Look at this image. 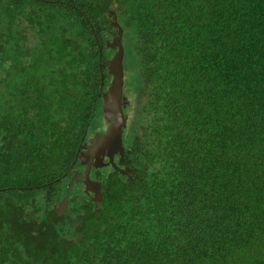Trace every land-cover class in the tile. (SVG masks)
<instances>
[{
  "label": "trees",
  "instance_id": "obj_1",
  "mask_svg": "<svg viewBox=\"0 0 264 264\" xmlns=\"http://www.w3.org/2000/svg\"><path fill=\"white\" fill-rule=\"evenodd\" d=\"M114 22L138 176L58 216ZM0 264H264V0H0Z\"/></svg>",
  "mask_w": 264,
  "mask_h": 264
},
{
  "label": "water",
  "instance_id": "obj_2",
  "mask_svg": "<svg viewBox=\"0 0 264 264\" xmlns=\"http://www.w3.org/2000/svg\"><path fill=\"white\" fill-rule=\"evenodd\" d=\"M111 26L115 29V35L111 40L105 39L104 42L105 47L107 50H109L108 53L110 52L106 62L107 76L110 77V80L101 94L102 113L107 126L104 132H96L92 134V136L88 139V144L83 146L85 151L81 152L79 158L82 160L83 157H88L92 151L97 150L98 152L95 155L96 159H98V155H101L102 158L107 159V163L101 165H110L112 167L114 165L112 158L115 155L119 157V160H121V158L124 156L123 130L126 129V116L124 115L123 110L125 108V102H123L124 97L122 83L123 69L122 66L119 65L124 52L121 44L123 30L116 22L111 23ZM112 49H115V51H111ZM102 78L103 76H101V80ZM119 172L122 174L125 173L126 170ZM83 181L86 183L85 179H83ZM67 195L68 193L64 196V198L61 199L60 202L52 205V210L57 215L64 211L68 213V202L66 200ZM78 224V222H75L76 226Z\"/></svg>",
  "mask_w": 264,
  "mask_h": 264
},
{
  "label": "flooded vegetation",
  "instance_id": "obj_3",
  "mask_svg": "<svg viewBox=\"0 0 264 264\" xmlns=\"http://www.w3.org/2000/svg\"><path fill=\"white\" fill-rule=\"evenodd\" d=\"M125 98H126V96H125ZM125 108H126V110L129 108V103H127L125 105ZM125 116H126L125 117L126 120H128V127H129L128 114L125 113ZM97 120H98V123H99V129L97 131H94V132L102 133V132H104L106 130L107 124L103 120L101 113L97 115ZM94 132H92L90 134L84 133V135H86V138L85 137L80 138V141L76 145V148H75L76 150H75V153H74V156H75L74 160L76 159V156L83 151V146L85 144H88V139L90 138V136ZM129 133L131 134L130 131H129ZM125 137L128 139L129 136L127 134H123L124 156L121 158V160H119V157L117 155H115L112 158V162L114 164L112 166L113 170L112 169L110 170V167H107V169L106 168H104V169L103 168H99L98 170H96V171L95 170H92V172H91L90 177L93 178L95 181H98L99 182L100 195H103L101 202H99L98 204L93 203V202H90L89 201V198H91L93 196V194L90 193V194H88V196H84L83 193H82L83 188H82V186L79 185L80 182L79 183H76L78 180L77 179H73L72 182L74 183V185H75L74 187L76 189V193L74 194V199H79L78 200V203L77 204H74V205H70V203H68V207H67L68 213H66L64 211V213L62 212L61 215H59V216H62L63 214H66L67 216H69L70 218H72V216L75 214V209L78 210V208L76 206L79 207V205H81V207H84V206H92V211H93V209H96L97 207L105 208L106 207V204H110V202H105V200H106L105 197H108L110 199L111 192L113 190H116V188H115L116 181L118 179L120 180V178L122 176H124V174L129 170V168H131V173H130L131 179H133V178H135V177L138 176V173H137V170L138 169L135 166V163L134 162H131V157H130V155L132 153V148H131L132 143H131V141L125 139ZM86 139H87V141H86ZM132 158H134V155L133 154H132ZM74 160H72L70 164H72L74 162ZM103 161H106L107 162V160L105 158H104ZM68 167H69V165L67 166V170H68ZM79 169H80V167L72 166L71 165L70 170H68L67 172H65L64 174H62L59 178L53 180L51 183H49V185L52 186L51 188L55 192H59V193L62 192V193L65 194L66 187L63 185V179L62 178H65V176L68 173L71 174V173H73V171L79 170ZM105 169H106V171H105ZM123 170H126V172L121 174L119 171L123 172ZM116 172H118V176H116L113 180L110 181L112 184H114V186L108 185V183H106L105 180L102 179V177L104 176V173H109L110 175L114 176ZM71 179H72V177L70 176L69 181ZM53 182H54V185H52ZM78 188L80 189L79 191H78ZM58 202H56V203H58ZM69 207L72 208V209H74V208L75 209L69 212Z\"/></svg>",
  "mask_w": 264,
  "mask_h": 264
},
{
  "label": "clouds",
  "instance_id": "obj_4",
  "mask_svg": "<svg viewBox=\"0 0 264 264\" xmlns=\"http://www.w3.org/2000/svg\"><path fill=\"white\" fill-rule=\"evenodd\" d=\"M106 39V38H105ZM105 39H104V42H105ZM107 40H110V39H107ZM104 46H105V44H104ZM106 48V47H105ZM106 50H107V48H106ZM100 51V50H99ZM109 50H107V52H108ZM111 51H115V49H112ZM99 59V61H100V53H99V57H98ZM107 60H108V57H107ZM107 62V61H106ZM101 67V64L99 63V68ZM101 76H103V74H101ZM107 76V75H106ZM104 77V76H103ZM103 79V78H102ZM101 87H102V83L100 84V89H101ZM106 88V87H105ZM104 91V90H103ZM123 97H124V99H123V102H125L124 103V105H126L127 103H126V98H125V95H124V90H123ZM124 110V115H125V113L126 114H128V118H129V124H130V122H132V120H133V117H132V109H130V108H128L127 110H126V108H124L123 109ZM101 115H102V118H103V113L101 112ZM126 119V118H125ZM103 120H104V118H103ZM129 127H128V120H126V129L125 130H123V134H127V135H129V129H128ZM128 129V130H127ZM96 131V130H95ZM96 133V132H95ZM92 136V135H91ZM90 136V137H91ZM83 151H85V148H83ZM82 151V152H83ZM81 153H79L77 156H76V159L74 160V162L71 164L72 166H77V167H80V169L79 170H75V171H73V173H71L72 174V179L67 183L66 181H65V178H62L63 179V185L66 187V185L67 184H69L70 182L72 183V185L74 184L73 182H72V180L73 179H77L78 181L76 182V183H79L80 182V186H82V188H83V185H84V181H83V178H81L80 176H79V173L82 171V168H81V166H80V158H79V155H80ZM75 158V157H74ZM129 173H131V168H129V170H128V172L126 173V174H124V176H126V179L127 180H130L131 179V176H130V174ZM66 182V183H65ZM96 186H98V187H96ZM96 189H97V191H96ZM68 192L65 190V195L67 194ZM82 193H83V195L84 196H88V194H93V196L91 197V198H89V201L90 202H93V203H96V204H98L99 202H101V200H102V197H103V195H100V186H99V182L98 181H95V184H94V186L91 188V189H84L83 188V191H82ZM69 194V193H68ZM64 195V196H65ZM64 196L62 197V198H64ZM61 198V199H62ZM61 199H60V201H61ZM66 200H67V202L69 203V195H67V198H66ZM59 201V202H60ZM58 202V201H57ZM56 203V202H55ZM55 203H53V204H55ZM52 204V205H53ZM108 205V204H107ZM67 207H68V205H67ZM84 207H87V206H84ZM106 208V207H105ZM105 208H100V207H97L96 209H93V213L95 214V213H98L100 210H105ZM51 209H52V206H51ZM69 212H70V210H69ZM64 213V212H63ZM57 215V214H56ZM59 215H61V214H59ZM58 215V216H59ZM75 222H78V221H74V225H75ZM79 223V222H78ZM76 226V225H75ZM78 226V225H77Z\"/></svg>",
  "mask_w": 264,
  "mask_h": 264
},
{
  "label": "rangeland",
  "instance_id": "obj_5",
  "mask_svg": "<svg viewBox=\"0 0 264 264\" xmlns=\"http://www.w3.org/2000/svg\"><path fill=\"white\" fill-rule=\"evenodd\" d=\"M119 65L122 66V69L126 71V75L129 74V70L133 69V62H130L129 59H126V57L124 56V52H123V57L121 58V60L119 62ZM96 126H97V124L94 125L93 127H96ZM97 152H98L97 150L92 151L88 155V157L85 156L82 158V160H80V166L82 168V171L79 173V176L86 180V183H84V185H83L84 189H91L95 184V180L90 177L92 170H98L99 168H104V167L106 168L107 167V165H104V166L101 165V164L107 163L106 161H103L104 158H102L101 155H98V159L95 158V155L97 154ZM71 187H72L71 182L66 185V191L68 193H69ZM118 188H121V187L118 186ZM79 190L80 189L78 188V191ZM75 191H76V189H75Z\"/></svg>",
  "mask_w": 264,
  "mask_h": 264
}]
</instances>
